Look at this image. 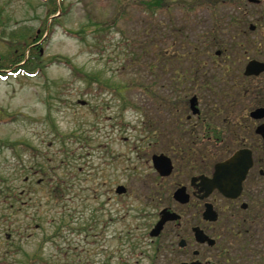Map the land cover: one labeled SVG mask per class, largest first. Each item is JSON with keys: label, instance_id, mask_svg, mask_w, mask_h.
<instances>
[{"label": "rangeland", "instance_id": "374dc122", "mask_svg": "<svg viewBox=\"0 0 264 264\" xmlns=\"http://www.w3.org/2000/svg\"><path fill=\"white\" fill-rule=\"evenodd\" d=\"M150 1L0 0V264H157L159 245H177L171 224L149 235L178 176L162 181L152 155L177 142L187 95L223 125L234 81L192 54L209 16L191 10L210 0ZM261 188L233 246L247 264H264Z\"/></svg>", "mask_w": 264, "mask_h": 264}, {"label": "flooded vegetation", "instance_id": "af4514ba", "mask_svg": "<svg viewBox=\"0 0 264 264\" xmlns=\"http://www.w3.org/2000/svg\"><path fill=\"white\" fill-rule=\"evenodd\" d=\"M215 1L210 0L212 5L200 1L196 8L191 10L194 14H202L205 10L209 16L203 21L201 27L205 29L195 44L196 47L203 46L204 51L197 50L193 45L192 54L197 53L194 60L200 64L224 67V76L227 80L234 81L231 82L227 100L221 101L222 107H219V111L221 108L226 109L230 115L225 118L223 125L215 124L207 119L209 113L213 116V112L204 111L200 95L186 96L185 102H189L191 114L186 118L187 121L179 123L178 135L174 137L177 142L169 143L170 147L159 153L167 155L173 165L170 175L162 176L158 173L161 180L178 174L170 184L173 206L166 205L159 212V218L149 232L150 235L161 219L163 210L175 213L177 219L168 220L158 236L150 237L160 238L168 224H171L178 242L177 245H170L168 249H163L162 244L159 245L161 248L158 247L154 254L148 257L157 261V264H247V260L238 258L233 246L239 238H244L246 232L251 231L250 227L254 225L253 221L258 215L255 205L260 204V201L256 203L253 198H256L255 192L262 191L261 184L264 183V139L256 129L264 124V118L257 120L251 113L264 107V70L258 75H247L246 69L251 61L264 64V0ZM160 3L164 7L167 6L164 0ZM148 5L155 8L154 1L148 2ZM223 9L229 10L226 17L220 13ZM242 49H245V54L237 55ZM249 95L254 101L252 105L248 104ZM194 97L196 106L193 108L191 100ZM193 116L199 118V122H195L196 125L191 122ZM184 124L192 127L193 135L195 126H199L201 132L198 136H183L186 130ZM245 148L252 150V166L237 197H228L219 187L210 190L202 184V176L212 178L218 164ZM242 166L241 161H237L226 171L230 186L236 183ZM41 182L40 179L39 183ZM160 187L163 189L162 185ZM182 188L184 198L187 197L186 202L177 200L175 196L176 191ZM208 205L212 206L216 219L205 217ZM196 229L208 236L205 242L197 239ZM135 251L132 249L126 253V262L132 260ZM142 255L143 252L135 261L143 260Z\"/></svg>", "mask_w": 264, "mask_h": 264}, {"label": "water", "instance_id": "95a60500", "mask_svg": "<svg viewBox=\"0 0 264 264\" xmlns=\"http://www.w3.org/2000/svg\"><path fill=\"white\" fill-rule=\"evenodd\" d=\"M263 70H264L263 63H260L258 61H251L247 66L246 74L247 75H253V74L258 75ZM191 103H192V107L194 108L196 106V97L192 98ZM251 116L257 120L263 119L264 118V107H260L254 110L251 113ZM256 132L264 139V124L259 125L256 129ZM152 161H153L155 169L160 175L167 176L171 174L173 170V165H172L170 158L167 155L163 153L154 154L152 156ZM237 161H241V163L243 164L242 170H240V175H238L239 177L236 178V183L230 186V184L228 183L229 181L227 179L228 175L226 171L231 165H233ZM251 166H252V150L248 148L239 150L230 159L216 166V171L212 178L202 176V180H203L202 184L209 187L210 190L214 189L215 187H219L222 190V192L228 197H237L241 193L243 180L246 177V174ZM126 191H127V188L123 185H119L116 188V193L118 194L126 193ZM175 196L177 200L181 202L187 201V197L184 198L185 194H184L183 188L178 189L176 191ZM161 215H162L161 219L159 220V222L156 224V226L150 233L151 236H158L164 224L168 220H174L178 218L177 216H175L176 215L175 213L171 214V213H168L166 210H163L161 212ZM205 217L208 219L217 218L215 213L212 210L211 205H208V209L205 212ZM196 230H197L196 231L197 239L202 242H205V240L208 239V236H206L203 233V231H201L200 229H196ZM7 237H9V235Z\"/></svg>", "mask_w": 264, "mask_h": 264}, {"label": "trees", "instance_id": "16d2710c", "mask_svg": "<svg viewBox=\"0 0 264 264\" xmlns=\"http://www.w3.org/2000/svg\"><path fill=\"white\" fill-rule=\"evenodd\" d=\"M55 1V0H54ZM161 1H159V0H155V8L156 9H158V10H163V9H166L164 6H162L161 5V3H160ZM1 11H3V8L1 7L0 8V12ZM52 12H54V11H52ZM9 20V17H3L1 14H0V22H2V23H7V21ZM37 34H40V32H37ZM33 43V42H32ZM35 46V45H34ZM32 59V57H29V59L27 60V61H25V64H23L22 65V67H24V66H26L28 63H29V60H31ZM19 62H22V61H19ZM22 67H20V68H17L16 69V71L18 70V69H23ZM23 72H28V70H26V69H24L23 70ZM43 181H45L44 179H43ZM56 193H57V190H56Z\"/></svg>", "mask_w": 264, "mask_h": 264}]
</instances>
